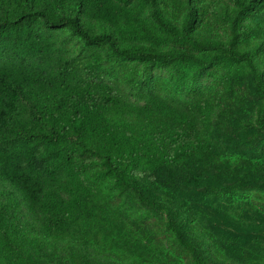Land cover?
Segmentation results:
<instances>
[{"label": "trees", "instance_id": "16d2710c", "mask_svg": "<svg viewBox=\"0 0 264 264\" xmlns=\"http://www.w3.org/2000/svg\"><path fill=\"white\" fill-rule=\"evenodd\" d=\"M258 55L264 0H0V264H41L29 251L51 260L64 241L76 255L110 248L162 264L157 234L131 219L133 199L157 207L195 264L190 215L226 257H248L242 223L212 217L194 190L230 166L220 121L234 120L231 106L247 118L244 91L262 101L264 131ZM162 68L169 76L154 77ZM206 69L217 89H184ZM247 167L236 181L252 189L264 174Z\"/></svg>", "mask_w": 264, "mask_h": 264}, {"label": "rangeland", "instance_id": "374dc122", "mask_svg": "<svg viewBox=\"0 0 264 264\" xmlns=\"http://www.w3.org/2000/svg\"><path fill=\"white\" fill-rule=\"evenodd\" d=\"M228 8L222 4L217 7L216 13ZM228 31H220V39L227 38ZM205 33L200 32L199 37ZM251 45V43H250ZM259 70L264 78V60L261 61L259 55L254 58ZM209 69L204 70L198 78L189 81L184 87L186 90H192L201 87H210L217 89L214 80L208 76ZM222 73V71L220 72ZM169 73L167 69H157L154 77L167 78ZM246 88H250L246 87ZM217 91V90H214ZM247 91H249L247 89ZM243 95L249 103V111L246 119L235 120L238 115L234 107L228 109L229 118L220 121V134L222 137L217 146L222 157L230 163L227 169H224L223 177L219 180H213L212 171L206 174V186L194 192L201 193L209 202L201 203L207 210L211 212V216L215 217L216 213H223L231 221L242 223L244 232L242 235L237 234L238 239L245 240L249 245V256L239 255L237 260L226 257L221 250L216 249L206 230V222L193 215L188 216L190 231L188 236L195 238L201 244V248H197L196 256L203 264H264V178L255 181V188L245 189L237 185L236 178L248 175L247 164L256 165L264 174V131L260 130L254 122L256 106L261 104V100L257 99L254 94L243 92ZM220 111L214 114L220 115ZM214 119H218V116ZM222 126H225L224 128ZM238 133H240L238 135ZM238 146H251L254 153L239 149ZM240 166L241 169L236 171ZM135 206L132 207L131 219L136 220L141 226H149L150 229L157 234L156 240L150 243L151 248L157 247L166 257L162 264H195L191 254L187 253L182 241L177 237L175 232L167 230L166 222H161L153 211L157 207H145L137 200L133 199ZM158 211V210H157ZM163 214V213H162ZM160 212V215H162ZM262 217H260V215ZM263 219V220H262ZM225 230H229L231 226L223 225ZM134 236V235H133ZM72 242L64 241L50 245V251L53 253L52 259H46L44 256L34 254L33 250L29 254L34 256L41 264H83L86 260H90L92 264H136L133 260L126 256L122 251L105 248L102 251L96 247L90 248L87 253L76 255L68 249L73 246ZM144 264H152L147 262Z\"/></svg>", "mask_w": 264, "mask_h": 264}]
</instances>
